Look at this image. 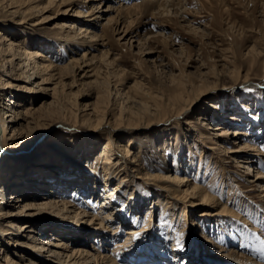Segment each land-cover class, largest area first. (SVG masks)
<instances>
[{
  "label": "rangeland",
  "instance_id": "374dc122",
  "mask_svg": "<svg viewBox=\"0 0 264 264\" xmlns=\"http://www.w3.org/2000/svg\"><path fill=\"white\" fill-rule=\"evenodd\" d=\"M11 1L0 0V48L4 50L12 41L21 56L14 58L12 51L0 49V61L12 58L15 63L6 72L5 62L0 72L16 85L6 89L3 102L14 100L12 105L19 111L43 102L48 105L53 101L50 94L55 81L63 83V95L52 110L31 116L44 125L39 123L42 129L30 149L4 151L0 146L1 171L7 174L11 159L31 162L35 150L47 148L49 160L56 162L53 165H64L70 180L81 173L87 181L97 182L91 184L97 193L103 188L102 168H111L106 175L108 186L118 181V176L110 175L115 166L102 162L108 142L110 161L117 162L119 175L125 177L123 196H115L114 203L131 201L117 228L119 236L113 239L95 230V236L84 237L89 224L80 226L42 209L30 217L42 222L45 230L37 235V246L50 237L46 231L54 229L61 235L58 238L81 240L87 247L92 244L110 252L131 227L145 225L144 230H149L135 233L124 248L113 252L117 264H140V257L149 256V244L159 257L154 264H264V190L260 184L264 178L255 180L257 170L264 172V0H157L156 6L146 0H92L85 2V8L82 0H74L71 5L50 6L47 12L38 7L48 0ZM117 7L121 9L116 11ZM80 9L92 15L80 16ZM59 32H68L71 39L61 41ZM93 33L97 36L91 37ZM25 44L58 67H66L62 77L41 81L31 69L32 61L22 53ZM74 60H79L81 69L72 64ZM21 70L25 74L18 78ZM37 85L46 88L42 93L47 95L30 99L28 88L37 89ZM98 120L102 123L94 129ZM219 124L239 134L224 141L215 136L214 126ZM26 126L23 134L29 127L31 133L36 130L34 124ZM58 137L72 142L51 146ZM243 144L252 148L251 162L241 160L243 151L225 150ZM214 156L223 162L224 170L213 162ZM51 171L42 172L51 177L42 176L43 182L56 181L59 171ZM182 175L207 189L215 204L193 207L194 198L184 197V186L168 178ZM133 190L140 206L128 199ZM223 206L230 212L216 214ZM97 207L91 210L96 212ZM117 221L107 227L109 232L116 229ZM6 249L18 262L16 254L26 248L11 244ZM41 255L47 257V253ZM50 260V264H60ZM146 260L144 264L153 263Z\"/></svg>",
  "mask_w": 264,
  "mask_h": 264
},
{
  "label": "bare ground",
  "instance_id": "6f19581e",
  "mask_svg": "<svg viewBox=\"0 0 264 264\" xmlns=\"http://www.w3.org/2000/svg\"><path fill=\"white\" fill-rule=\"evenodd\" d=\"M30 1L32 3L39 2V0H23L24 3L26 2L29 3ZM90 1L92 0H86V1L82 0V2L80 3H82L83 7L85 8L87 7L85 2H90ZM101 1L102 0H98L97 2L101 3ZM146 1H147L146 3H148L149 6H156L155 4L157 3V0H146ZM11 3L12 1L9 3V5ZM65 4L68 5L74 4V0H58L57 2H55V0H48L46 5L43 7H38V10L40 9L41 11L47 12L48 10L47 8L50 6L54 5L55 7L56 6L59 7ZM38 5L39 4H36L35 6L37 7ZM78 6L81 5L79 4ZM134 6L136 5L133 4L131 7ZM119 9H121V7H117L116 11ZM78 12L80 16L92 15V11L87 12L86 10L84 11L80 9L78 10ZM80 27L82 30H84V32L86 31V29H83L82 26ZM59 34H60L59 38L61 39V41L64 40L69 41L71 39V36L68 34V32L67 33L59 32ZM95 36L97 35L93 33L91 37H95ZM14 46H15L14 42L10 41L4 50L1 48L0 49L1 51L3 50V52H8V53L12 51L13 52L12 57H14L15 55L21 54V52H18L19 50L17 51L15 48H13ZM30 46L31 45L29 44H25L23 46V49L21 48L23 50L22 53L25 55V57L28 58V60L32 61L31 69L36 75H40V78L42 79L41 81L45 83V82H50L51 80L57 78H61L62 77L61 73L63 69H66V67L65 68L58 67L57 65L54 64L52 59L47 58V56L46 57L43 56L37 50L35 51L31 50ZM18 48L20 47L18 46ZM18 56L20 57L21 55ZM83 58H85V54L82 55V59ZM93 58L94 57H92L91 59ZM12 60H13L12 58L11 59L2 58L0 61V72L1 70H3L2 68H5V62H7L8 64L7 67H9V69L6 68L4 71L7 72L13 70V68H15V63H13ZM82 61L83 60H81V62ZM78 62L79 60H74L72 64L76 66V68L81 69V66L78 65ZM24 72H25L24 70L23 71L21 70V72L17 74L19 76L18 78H21L20 76H22L21 74ZM13 77L14 75H11L10 78ZM30 77H32V74L29 75L28 78ZM62 84L63 83H60V81L57 82L55 81L54 83L55 86L52 89V94H50V96H52L53 98V101L50 102L48 105H46L45 102H43L37 108H31V109H26L25 111H19L17 110V107L14 108L12 105L14 103V100L13 101L7 100L8 104L3 102V100H5L4 95H6L5 93V91H7L6 89L9 87H14L16 85L12 84L11 80L5 79V77L0 73V146L2 150L4 151H7L8 149L23 150V149H30L32 147V142L35 139L36 134L42 129L41 127H39V123L40 125H44V123L40 121V118H35V117L31 118V116H35L38 112H41L43 110H47V109L52 110L53 105L55 103L57 102L61 103V101L59 100H60V94L61 96L63 95ZM28 89L32 90V96L30 97V99H32L33 97L44 98L47 95V93H42L43 90L46 91L47 89L41 87L39 88V85H37V89H34L33 87H29ZM20 104L21 103L18 102L16 103V106ZM157 106L159 107V105ZM125 111L129 112L130 115L133 113L132 111L127 109ZM120 115L121 114H119V116ZM86 120H90V118L82 119V121H86ZM97 122L98 123L97 125L94 126V129H96V127L102 123L101 120H98ZM29 123L34 124L36 130L32 132L33 133L32 134L31 133L32 128L29 127L30 128L29 132L24 133L25 134L24 135L23 130L25 128V124L28 126ZM49 125L50 124H48L46 128H49ZM46 128L44 127V129ZM214 130H218L215 136L220 137L224 141H226L229 136H236L239 134L235 130L229 131L228 128H225L220 124L214 126ZM18 140L21 141L18 142ZM58 141H64L63 142L64 145H69V143L72 142V140L69 138L65 139L58 137L57 140L55 139L52 141L54 144H51V146H57L58 143L56 142ZM225 150L227 151V153L243 151V154L245 155L241 158V160L244 162L252 161L251 158L249 157L252 148L247 144H243L239 146V148L236 150H232V149L228 150L227 148H225ZM111 151H112L111 146L107 142V145L105 146L101 154L103 157L102 162L112 163V167L115 166L113 168V173H111L110 175L112 176L114 175L116 177L118 176L117 178L118 181L117 184H115L114 186L111 187L108 186L107 185L108 183L106 181L107 180L106 175L109 173L108 171L111 168L110 167H108L107 169L102 168V171L105 173V174L103 173L105 177L102 176L103 188L102 190L100 189L97 193L95 192L96 188L92 189V185H96L97 182L95 181L92 182L89 179L87 181V178H85L84 174L81 173L78 174L79 175L78 178L74 180L73 179L70 180L71 174L70 173L66 174V172L64 171L66 169L65 167H63L64 165H62L61 163H57V165L56 164L53 165V163L56 162L53 160L52 161L49 160L50 156L49 157L47 156L49 155L48 154L49 151L47 148L46 149L38 148L37 150H35L33 152L35 158H32L31 162L21 163L19 160L11 159L8 162L10 169L8 170L6 169L7 170L6 175H4L5 170L1 171L2 166L0 165V183H1L0 184V248L3 247L2 249H0V251L2 250V255L0 253V264H3V262L4 264H40V263L50 264L52 262L50 259L52 258L56 259L58 262H60V264H117L113 252H115L116 250H121V248H124L123 246L128 244L130 238L135 233H141L142 231L149 230V229L144 230L145 225H143L140 228L131 227L127 233L126 238L120 241H116L112 251L109 252V250L107 251V248H103V249L98 248L97 246H94L92 244L90 245V247L89 246L87 247V244L81 240L71 242V240H69L68 237L65 236H62V238H58L56 236H61V235L55 234L54 229H52L54 230V232L52 230H47L46 233L47 232L51 233V235H49L50 237L45 238L44 240L42 239L40 243H38L39 246H37V244L35 243L36 240H39L37 235L45 232V230L41 229V226L43 224L42 222L30 219V217L40 214V211L42 209H48L51 210L54 214H60L62 216H65L61 218L70 220L68 222L74 224H80V226L84 224H89L88 226L90 227L87 226L84 228L86 234L82 232V235H84V237L95 236L92 235V232L95 230V231L103 232L105 235H109L111 239L117 238L119 236L118 233L119 229L117 228L120 227V223H123L124 220L123 216L126 215V208L128 207L131 201L125 204L126 200L124 199L123 200V203L125 204L124 207H123L124 204L116 205L114 203L113 199L115 198V196L116 198L119 197L122 198L123 196L122 193H124V189H123L124 185L121 186V184L124 182L125 177L124 176L121 177V175H119L120 170L118 167L119 165H117V162L114 163L113 161H110ZM3 158H4L3 161H5V156ZM214 158L215 160L213 162L218 166L223 167L224 170L225 166H223V162L221 163L220 162L221 160L217 159L218 157L216 158L214 156ZM47 167L49 168L47 169ZM96 167L97 166L93 164L94 171ZM52 168H56L59 171V175L61 176L65 175V177L61 178L59 177V175L55 174L56 181L43 182L44 180H41L43 176L42 172L45 169L48 170V172H52L53 171V170L51 171ZM255 174H256L255 180L257 181H260L264 178V172L261 170H257ZM110 175H108V178L111 177ZM45 176H43V178ZM168 178L174 180V182H176L178 185L184 186V189H182L185 195L184 197L194 198L192 203L193 207L201 206V205H207L211 207V204L212 205L215 204V198L211 196V194L209 195L207 189L200 187L199 185H196V183L194 182L191 183L190 182L191 179H189L185 175L179 176V178L168 176ZM45 179H51V177L50 178L45 177ZM260 184L264 190V183H260ZM68 186L71 187L68 188ZM58 187H62V188L57 189ZM67 189L68 191H71L70 194L65 192ZM8 190H10L11 192H9L10 196L8 197V199H6L7 197L5 196V193H8ZM128 195L130 196L128 197L129 200L136 199V193L134 190L130 191ZM198 199H200V202ZM134 201H135L134 203L137 206H140L139 204H137L138 202L136 200ZM94 206H98L97 208H99L97 209L96 212L92 211ZM220 212L227 214L230 211L226 208V206H223L219 210V212H216V214H221ZM117 215L119 217H117ZM116 219H118L117 225L115 227L116 231L112 230L111 232H109L107 227L111 225L113 221ZM146 222L147 221H144V224ZM149 225L147 227H149ZM73 228L74 227H72L71 229ZM63 239H65V241ZM11 244L16 249L26 248L24 251L25 253L22 252L23 254H18V255L16 254V256L18 257L17 260L18 262L13 260V258L9 255V251L6 249L8 245L10 246ZM31 249L32 251L36 250L40 252V254L38 253L37 255H35V253L31 252ZM42 253H47L46 255L47 257L45 258V256H42L41 255ZM155 258L156 257H152L151 259L153 261L152 264L156 262ZM1 261L3 262L1 263Z\"/></svg>",
  "mask_w": 264,
  "mask_h": 264
}]
</instances>
